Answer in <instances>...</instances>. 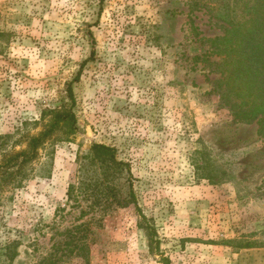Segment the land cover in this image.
I'll return each mask as SVG.
<instances>
[{
	"label": "rangeland",
	"instance_id": "obj_1",
	"mask_svg": "<svg viewBox=\"0 0 264 264\" xmlns=\"http://www.w3.org/2000/svg\"><path fill=\"white\" fill-rule=\"evenodd\" d=\"M192 1L0 0V166L56 112L73 105L78 122L22 187L0 185V261L17 242L11 264H40L84 224L88 261L59 264H264V141L210 93L219 76L195 57L223 32ZM95 144L127 165L109 207L81 191ZM50 155V178H33Z\"/></svg>",
	"mask_w": 264,
	"mask_h": 264
},
{
	"label": "trees",
	"instance_id": "obj_2",
	"mask_svg": "<svg viewBox=\"0 0 264 264\" xmlns=\"http://www.w3.org/2000/svg\"><path fill=\"white\" fill-rule=\"evenodd\" d=\"M200 10H205L215 19L223 32L222 36L214 39H199L208 49L202 56L195 57L196 62L205 63L211 68L210 73L219 76L213 81L208 79L212 87L210 93L217 94L221 104L230 109L234 122L246 125L256 123L259 126L258 135L264 141V0H193L190 5L191 16ZM190 23L196 33L194 20H190ZM199 36V33H196V38ZM213 57L219 61H213ZM68 92L73 100L71 87ZM77 123L73 105L68 110L56 112L47 130L39 136L29 137L27 149L14 154L0 166V185L3 183L14 188L22 187L23 182L32 176L28 173L29 165L38 158L39 150L46 141L59 129L66 134L75 133ZM8 139L9 137L0 136V155L6 150ZM126 167L125 163L118 160L115 148L103 144L93 145L80 168L83 176L82 187H86V190H81L82 193L88 194L92 191L96 207H109L117 199L114 183ZM52 168L53 157L50 155L33 178L49 179ZM225 177L227 173L224 171L217 178L223 181ZM205 178L216 184V177L207 175ZM74 194L75 188L71 187V199ZM131 196L135 199L133 194ZM128 205L129 203H126V206ZM85 231L84 224L69 230V241L65 245H54L50 258L44 259L40 264H59L58 255L61 252L75 254L88 261L89 250L85 242ZM18 249L17 242L5 247V260L0 261V264H11L18 256Z\"/></svg>",
	"mask_w": 264,
	"mask_h": 264
}]
</instances>
